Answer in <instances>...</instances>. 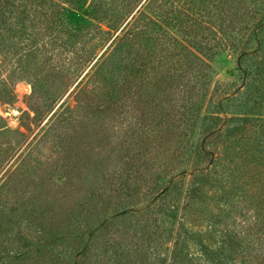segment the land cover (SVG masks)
I'll use <instances>...</instances> for the list:
<instances>
[{
    "label": "rangeland",
    "instance_id": "obj_1",
    "mask_svg": "<svg viewBox=\"0 0 264 264\" xmlns=\"http://www.w3.org/2000/svg\"><path fill=\"white\" fill-rule=\"evenodd\" d=\"M28 9L0 18V264H264V162L253 154L251 172L252 155L235 137L226 153L223 131L208 138L220 161H202V185L201 121L185 120L192 69L154 97L142 87L115 102L83 94L76 86L94 61L75 74L87 46L73 50L70 34L37 21V1ZM237 58L229 48L216 56L212 84L234 82Z\"/></svg>",
    "mask_w": 264,
    "mask_h": 264
},
{
    "label": "trees",
    "instance_id": "obj_2",
    "mask_svg": "<svg viewBox=\"0 0 264 264\" xmlns=\"http://www.w3.org/2000/svg\"><path fill=\"white\" fill-rule=\"evenodd\" d=\"M31 1L34 0H0L1 24H8L9 13L17 12L24 18L30 12ZM35 1L37 21L43 19L48 27L56 28L57 38L70 34L73 50L82 43L87 46V56L76 63L77 78L85 66L94 63L76 86H80L81 93L115 102L119 96L128 98L142 87L148 97H154L165 88L169 90L177 79L183 83L192 69L193 79L185 82L183 88L193 94L185 120L195 121L199 117L201 121L203 140L194 149L196 172H206L198 170L203 160L217 166L220 158L208 150V138L221 137L223 131L228 133L226 153L235 137L233 144L242 145L252 155L245 159L251 172L257 169L251 161L253 154L264 162V0H145L142 4L141 0ZM139 3L140 8L128 19ZM168 29L170 32L166 34L163 30ZM98 33L101 35L97 36ZM103 35H109V44L99 54ZM226 48L238 53L237 78L230 84H212L207 76L213 74L216 56ZM88 83L92 86H87ZM134 83L136 87L132 86ZM220 123L225 124L224 129L218 128ZM193 126L190 123V129ZM206 173L199 178L203 186L210 179ZM263 181L260 190L264 197ZM247 186L248 196L259 195V186L250 183ZM171 189L168 186L163 194ZM196 189L202 187L193 190ZM65 237L63 233L45 240L41 237L37 249ZM79 254L80 251L75 253Z\"/></svg>",
    "mask_w": 264,
    "mask_h": 264
}]
</instances>
